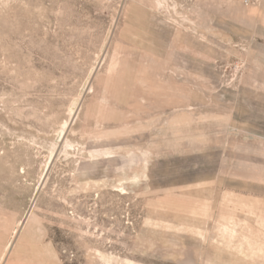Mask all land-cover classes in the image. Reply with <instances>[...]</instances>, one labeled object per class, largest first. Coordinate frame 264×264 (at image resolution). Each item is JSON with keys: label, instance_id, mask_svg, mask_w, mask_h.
<instances>
[{"label": "rangeland", "instance_id": "1", "mask_svg": "<svg viewBox=\"0 0 264 264\" xmlns=\"http://www.w3.org/2000/svg\"><path fill=\"white\" fill-rule=\"evenodd\" d=\"M0 264H264V0H0Z\"/></svg>", "mask_w": 264, "mask_h": 264}]
</instances>
